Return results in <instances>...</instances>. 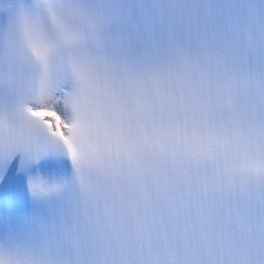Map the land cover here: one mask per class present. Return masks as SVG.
I'll return each instance as SVG.
<instances>
[{"label": "snow or ice", "instance_id": "obj_1", "mask_svg": "<svg viewBox=\"0 0 264 264\" xmlns=\"http://www.w3.org/2000/svg\"><path fill=\"white\" fill-rule=\"evenodd\" d=\"M0 264H264V0H0Z\"/></svg>", "mask_w": 264, "mask_h": 264}]
</instances>
